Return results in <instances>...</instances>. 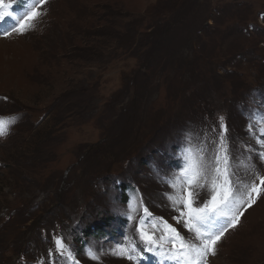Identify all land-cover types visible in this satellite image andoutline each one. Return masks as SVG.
I'll return each instance as SVG.
<instances>
[{
    "label": "rangeland",
    "instance_id": "rangeland-1",
    "mask_svg": "<svg viewBox=\"0 0 264 264\" xmlns=\"http://www.w3.org/2000/svg\"><path fill=\"white\" fill-rule=\"evenodd\" d=\"M5 2L0 264H178L163 222L195 237L171 198L191 153L193 206L211 200L222 135L239 219L207 264H264V192L243 198L264 176V0Z\"/></svg>",
    "mask_w": 264,
    "mask_h": 264
},
{
    "label": "snow or ice",
    "instance_id": "snow-or-ice-1",
    "mask_svg": "<svg viewBox=\"0 0 264 264\" xmlns=\"http://www.w3.org/2000/svg\"><path fill=\"white\" fill-rule=\"evenodd\" d=\"M37 4H42L44 0H36ZM11 3H6L5 0H0V8H11ZM40 13L36 11L35 7L28 13L27 19H33ZM12 15L9 11H0V19L5 16ZM25 30L23 25L14 27L12 31L23 32ZM4 35H11L10 32H5ZM221 120L223 118L221 117ZM9 121L0 120V135L4 134ZM224 133L228 129L226 126L221 125ZM220 151L214 156L212 167L210 169L212 175L210 186L213 192L211 200L204 203L203 206L194 207L196 193L187 191L188 187L198 186L203 187L200 183L201 180L208 182L207 173L209 169L206 167L203 160L199 157L189 154L187 157V166L181 174L183 189L181 193H177L172 197L174 203L180 204L186 211H181V217L184 227L195 237V241L186 240L174 227L168 225L166 221L163 223L167 231L170 233L168 237L173 247L169 250L168 258L177 261L178 264H207V257L209 254H215V245L223 235L228 227L234 226L238 222L239 216L236 214L237 201L234 198V185L232 181V158L229 156V150L225 144V138L220 137ZM186 192V195L184 194ZM264 192V176L259 177V183H251L244 193V199L247 201L248 206L255 203L260 194ZM146 211V210H145ZM179 219V218H178ZM221 219H226L227 223L222 225L215 231L211 230L208 226ZM141 235L149 245H156L157 240L152 234L141 230ZM163 237H161L162 239ZM56 250L60 254H64L67 245L62 237H57ZM153 247H149L148 251H154ZM162 254V253H161ZM93 259H99L94 254H91ZM117 255L126 257L129 260L134 259L132 255H128L126 249H121Z\"/></svg>",
    "mask_w": 264,
    "mask_h": 264
}]
</instances>
